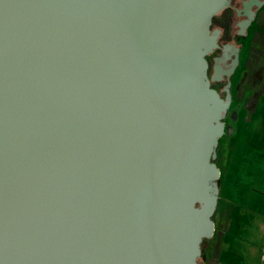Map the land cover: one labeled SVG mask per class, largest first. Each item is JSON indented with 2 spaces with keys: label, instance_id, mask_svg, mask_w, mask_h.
<instances>
[{
  "label": "water",
  "instance_id": "1",
  "mask_svg": "<svg viewBox=\"0 0 264 264\" xmlns=\"http://www.w3.org/2000/svg\"><path fill=\"white\" fill-rule=\"evenodd\" d=\"M230 3L0 0V264H200Z\"/></svg>",
  "mask_w": 264,
  "mask_h": 264
},
{
  "label": "rangeland",
  "instance_id": "2",
  "mask_svg": "<svg viewBox=\"0 0 264 264\" xmlns=\"http://www.w3.org/2000/svg\"><path fill=\"white\" fill-rule=\"evenodd\" d=\"M238 40L242 61L215 160L221 170L215 232L204 242L202 264H220L222 235L233 210L247 222L244 254L250 259L264 246V15ZM249 263L257 264L256 259Z\"/></svg>",
  "mask_w": 264,
  "mask_h": 264
},
{
  "label": "flooded vegetation",
  "instance_id": "3",
  "mask_svg": "<svg viewBox=\"0 0 264 264\" xmlns=\"http://www.w3.org/2000/svg\"><path fill=\"white\" fill-rule=\"evenodd\" d=\"M263 15L264 0H231L228 7L213 17L211 29L220 30L217 41L219 46L207 55L208 73L211 85L222 97H225L230 82L229 89L233 98V80L241 65L243 51L238 38L246 37L250 28ZM246 20H250V23L244 28L242 24ZM213 76L218 80H212Z\"/></svg>",
  "mask_w": 264,
  "mask_h": 264
},
{
  "label": "crops",
  "instance_id": "4",
  "mask_svg": "<svg viewBox=\"0 0 264 264\" xmlns=\"http://www.w3.org/2000/svg\"><path fill=\"white\" fill-rule=\"evenodd\" d=\"M241 216L240 212L235 210L230 214L229 225L222 235V243L224 245L222 251H220V264H250V259H256L257 264H264V246L261 251L250 257V259L243 252L247 248L242 243L247 228L243 225L246 221Z\"/></svg>",
  "mask_w": 264,
  "mask_h": 264
},
{
  "label": "trees",
  "instance_id": "5",
  "mask_svg": "<svg viewBox=\"0 0 264 264\" xmlns=\"http://www.w3.org/2000/svg\"><path fill=\"white\" fill-rule=\"evenodd\" d=\"M216 212H217V210H216ZM205 240H206V239L203 240L202 245H201V248H202V254H201V257H200V259H199V263H200V264L203 263V253H204L203 245H204Z\"/></svg>",
  "mask_w": 264,
  "mask_h": 264
}]
</instances>
